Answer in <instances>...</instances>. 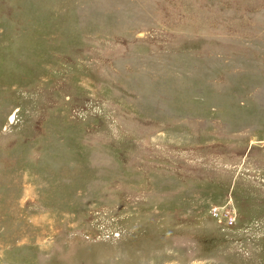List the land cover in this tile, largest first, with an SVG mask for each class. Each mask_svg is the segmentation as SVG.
<instances>
[{
  "label": "rangeland",
  "instance_id": "1",
  "mask_svg": "<svg viewBox=\"0 0 264 264\" xmlns=\"http://www.w3.org/2000/svg\"><path fill=\"white\" fill-rule=\"evenodd\" d=\"M0 264H264V0H0Z\"/></svg>",
  "mask_w": 264,
  "mask_h": 264
}]
</instances>
